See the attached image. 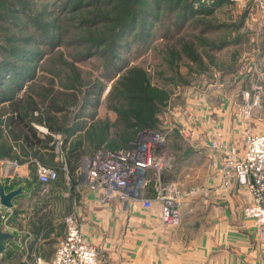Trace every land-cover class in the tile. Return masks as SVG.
Here are the masks:
<instances>
[{"label": "rangeland", "instance_id": "obj_1", "mask_svg": "<svg viewBox=\"0 0 264 264\" xmlns=\"http://www.w3.org/2000/svg\"><path fill=\"white\" fill-rule=\"evenodd\" d=\"M135 1L0 0V154L18 136L14 115L62 130L63 157L128 146L149 123L166 135L162 179L195 196L208 123L231 141L264 133V102L243 78L256 81L264 0H143L133 25L122 26Z\"/></svg>", "mask_w": 264, "mask_h": 264}, {"label": "crops", "instance_id": "obj_2", "mask_svg": "<svg viewBox=\"0 0 264 264\" xmlns=\"http://www.w3.org/2000/svg\"><path fill=\"white\" fill-rule=\"evenodd\" d=\"M253 52L259 58L254 60L256 81L250 80L252 75L248 76L247 71L243 78L254 88L253 97L258 95L264 102V46L255 47ZM25 121L16 120L14 130L18 131V136L5 142L7 151L0 154V185L6 191L22 189L13 201V207L6 209L10 216L15 214L13 224L10 223L7 229L2 222V230L12 237L4 242L0 264H38L52 259L65 232V228L55 230L62 222L55 216L62 214L77 217L85 240L98 249L100 264H262L264 244L253 239L255 228L242 215V207L250 200V195L236 182H232L229 189L223 187L222 176L216 168L222 160V151H213L209 146L215 129L222 130L226 146L240 147L242 135L231 141L218 122L208 123L204 142L207 147L204 187L195 196L184 193L180 202V223L165 226L160 220L158 202L150 209L118 199L100 206V194L90 190L77 176L84 155L82 151L77 147L63 157L61 149V153L56 150L60 136L66 138L62 130L50 131L39 123L34 126L36 129H31L24 125ZM69 123L68 127L71 126ZM78 133L76 131L72 136ZM99 146L102 144L91 151ZM214 153L219 163H216ZM13 160L18 165L13 164ZM61 160L70 164V180L60 169ZM36 162L57 167L58 179L45 185L39 183ZM59 185L66 190V199H63V191L56 188ZM37 188L52 190L47 195ZM45 223H49L47 227H44Z\"/></svg>", "mask_w": 264, "mask_h": 264}, {"label": "built area", "instance_id": "obj_3", "mask_svg": "<svg viewBox=\"0 0 264 264\" xmlns=\"http://www.w3.org/2000/svg\"><path fill=\"white\" fill-rule=\"evenodd\" d=\"M254 98L256 100L259 96L254 95ZM61 145L62 140L56 143L59 153ZM209 146L213 151H222L221 162L216 153L214 159L219 163L216 168L222 176L223 187L229 189L232 182H236L247 189L250 200L242 207V215L253 224L258 242L264 244V133L247 131L241 137L239 149L237 145L226 146L223 132L215 129ZM166 152V135L160 129L140 127L137 137L128 146L111 148L102 145L84 154L77 176L90 190L97 191L103 202L116 198L139 204L144 209H150L154 202H158L161 223L176 226L180 223V202L184 194L173 182H166L161 177ZM12 163L18 165L16 160ZM60 164V169L70 180L66 161L61 160ZM35 165L39 183L45 185L58 179L57 167L39 162ZM191 193L195 191L188 192ZM10 215L5 210L2 222L5 223ZM64 225L65 232L53 258L38 264H100L98 249L85 240L77 217L66 215ZM261 263L264 264V247L261 248Z\"/></svg>", "mask_w": 264, "mask_h": 264}, {"label": "water", "instance_id": "obj_4", "mask_svg": "<svg viewBox=\"0 0 264 264\" xmlns=\"http://www.w3.org/2000/svg\"><path fill=\"white\" fill-rule=\"evenodd\" d=\"M22 192L21 187L6 191L3 185H0V204L2 209L0 210V253L4 250V242L12 237L7 231L2 230V215L6 209L13 207V201L17 195Z\"/></svg>", "mask_w": 264, "mask_h": 264}, {"label": "trees", "instance_id": "obj_5", "mask_svg": "<svg viewBox=\"0 0 264 264\" xmlns=\"http://www.w3.org/2000/svg\"><path fill=\"white\" fill-rule=\"evenodd\" d=\"M73 1V0H72ZM92 1H96V0H92ZM98 1V0H97ZM107 1H112V0H107ZM143 5V0H137V1H135L134 2V7L132 6V13H131V15H130V17L125 21V22H123L122 23V26L123 25H125V26H127V25H129L130 26V24H132L133 22H135L136 21V19H137V16L139 15V13H140V8H141V10H142V6ZM133 25V24H132ZM119 27V26H118ZM121 27V26H120ZM17 116V120H20L21 122L22 121H25L24 119V117L22 116V115H16ZM140 123H142V122H140ZM24 125L25 126H27V125H29V123H27L26 121L24 122ZM30 126V125H29ZM144 126H148V127H152V124H149V123H143V124H141V127H144ZM30 128L32 129V127L30 126Z\"/></svg>", "mask_w": 264, "mask_h": 264}]
</instances>
